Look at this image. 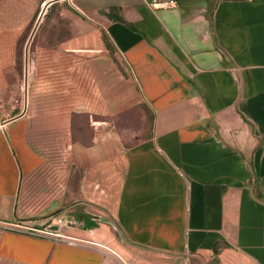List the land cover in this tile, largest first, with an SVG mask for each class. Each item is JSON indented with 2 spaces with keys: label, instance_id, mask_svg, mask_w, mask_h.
<instances>
[{
  "label": "crops",
  "instance_id": "1",
  "mask_svg": "<svg viewBox=\"0 0 264 264\" xmlns=\"http://www.w3.org/2000/svg\"><path fill=\"white\" fill-rule=\"evenodd\" d=\"M55 4L0 57V264H264V0Z\"/></svg>",
  "mask_w": 264,
  "mask_h": 264
},
{
  "label": "rangeland",
  "instance_id": "2",
  "mask_svg": "<svg viewBox=\"0 0 264 264\" xmlns=\"http://www.w3.org/2000/svg\"><path fill=\"white\" fill-rule=\"evenodd\" d=\"M46 1L0 0V57L3 56V47L5 49L8 40H13L14 53L12 61L16 63L14 69H12L13 74L20 73V68L24 64L26 45ZM67 9V4H58L47 10L31 44L32 49L40 44L44 38L45 29H49L48 25L57 24L56 21L52 20L51 15L67 12Z\"/></svg>",
  "mask_w": 264,
  "mask_h": 264
},
{
  "label": "water",
  "instance_id": "3",
  "mask_svg": "<svg viewBox=\"0 0 264 264\" xmlns=\"http://www.w3.org/2000/svg\"><path fill=\"white\" fill-rule=\"evenodd\" d=\"M58 1H60V0H48L47 2H45L44 6H43V9H42V13H41V15H40V17H39V19H38V21L36 23V26H35L32 34H31L30 38H29V41H28V43L26 45V49H25L26 64H28V55H29V50H30L31 44H32V42H33V40H34V38L36 36V33H37L39 27H40V24H41V22L43 20V17L45 16L48 8L51 7L53 4L57 3Z\"/></svg>",
  "mask_w": 264,
  "mask_h": 264
},
{
  "label": "built area",
  "instance_id": "4",
  "mask_svg": "<svg viewBox=\"0 0 264 264\" xmlns=\"http://www.w3.org/2000/svg\"><path fill=\"white\" fill-rule=\"evenodd\" d=\"M154 8H165L167 7L166 3H154L153 4ZM59 223H61V221H59ZM3 228L5 229H10V230H15V231H24V227L21 225H3ZM28 233L33 234V235H38L40 234L38 231L34 230V229H27ZM38 234H37V233Z\"/></svg>",
  "mask_w": 264,
  "mask_h": 264
},
{
  "label": "trees",
  "instance_id": "5",
  "mask_svg": "<svg viewBox=\"0 0 264 264\" xmlns=\"http://www.w3.org/2000/svg\"><path fill=\"white\" fill-rule=\"evenodd\" d=\"M55 5H56V4H54V5H52V6H55ZM52 6H51V7H52Z\"/></svg>",
  "mask_w": 264,
  "mask_h": 264
}]
</instances>
